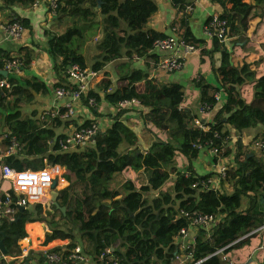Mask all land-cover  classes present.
I'll return each mask as SVG.
<instances>
[{"label":"trees","instance_id":"trees-1","mask_svg":"<svg viewBox=\"0 0 264 264\" xmlns=\"http://www.w3.org/2000/svg\"><path fill=\"white\" fill-rule=\"evenodd\" d=\"M2 1L4 6L29 7L46 0ZM171 1L179 13L172 21V31L184 42L200 47L205 40L194 35L190 25L192 14L188 12L194 4L187 0ZM212 1L223 8L222 16L228 19L227 36H236V43H244L250 28V15L253 9L264 7V0ZM46 3L48 5V1ZM158 10L155 0H60L55 18L61 21L64 16H69L73 24L63 34L47 32L46 51L58 76L53 87H71L68 82L71 64L88 67L81 50L90 42L95 43L97 51L90 67L95 73L102 71L108 62L123 56L131 61L134 54L151 57L161 63L159 56L152 52L154 42L171 35L148 27ZM18 17L26 28H30L26 18ZM89 29L95 30L86 33ZM213 43L212 50H202L211 56L221 51V64L214 71L220 85L226 89L227 98L214 121L206 123L208 130L195 123L196 113L181 107L185 94L183 84L168 81L152 84L146 91L139 92L137 84L148 80L150 72L131 68L125 61L117 66V71L119 80L126 84L111 88L110 73L106 71L108 77L101 80L103 94L90 86L88 96H82L81 100L86 109L96 115L99 114L97 107L103 101L117 108L112 124L105 130L101 129L88 143L72 151L61 150L58 138L63 134L57 135L54 127L61 124L62 117L49 115L41 121L42 114L37 111L24 113V107L32 103L36 94L47 95L50 92L46 82L35 76L11 78L12 91L0 98V147L7 148L15 138L21 150L0 158V188L11 190L10 183L1 176L4 165L18 170H37L61 164L67 170L70 183L59 190L57 200L50 208L42 204L29 205L18 212L14 221L2 223L0 229L6 232L4 242L8 257L22 254L20 241L29 236L26 225L40 221L46 227V245L57 239L67 241L53 248V251L62 253L65 260L74 248L83 244L84 254L93 261L100 253L114 248L116 255L126 264H167L177 250L182 252L175 239L182 228L189 226L190 220L185 213L199 212L222 213L224 219L211 237L204 228L198 229L194 244L185 249L193 254L194 262L206 258L200 264H225L222 255L212 254L226 247L224 254L237 262L249 263L257 245L254 241L263 231L258 229L264 226V159L248 151V145L242 142L241 136L246 129L264 124V73L257 74L246 63L234 64L235 52L221 48L226 43L219 42L217 38ZM1 53L11 57L4 50ZM21 59L26 68L31 65V57ZM248 80L252 81L254 90L251 102L237 89L245 86ZM194 82L199 89L200 104L207 101L215 106L214 92L219 89L208 84L202 76L195 77ZM9 97L11 99L5 103ZM90 97L95 98V104L90 103ZM127 99L140 101L141 104L134 108L137 107L141 116L143 131L135 130L123 119L131 108L119 104ZM95 122L88 119L78 127ZM226 125L240 136L233 148L227 145L230 131L223 132ZM143 132L153 138L146 149L141 143ZM216 132H220V136H215ZM211 139L213 145H206ZM201 145L205 150L212 146L218 148V153L212 154L218 165L220 159L233 156L231 161L236 165L232 166L231 162L226 177L222 179V182L229 181L231 191L194 187L197 182L214 176L213 172L199 174L193 165L202 150ZM183 157L187 159V165L181 164ZM128 169L136 171V179L122 178L123 181L117 183L116 175ZM139 173L145 176V181L139 180ZM172 178L173 190L163 191V186ZM78 185L81 186L80 193L75 190ZM152 191H159V195L151 200L147 195ZM62 207L66 208L65 212ZM75 227L80 235L75 233ZM32 256L39 264L46 262L43 252L32 250L26 259ZM261 262L264 264V257Z\"/></svg>","mask_w":264,"mask_h":264},{"label":"crops","instance_id":"crops-1","mask_svg":"<svg viewBox=\"0 0 264 264\" xmlns=\"http://www.w3.org/2000/svg\"><path fill=\"white\" fill-rule=\"evenodd\" d=\"M159 6L158 12L150 19L148 23V27L151 29H155L157 31L165 32L168 35L174 34V32L171 29V24L174 18L179 16V13L177 11V8H175L172 4L171 0H155ZM188 3H193L194 5L191 6V9H188V12L192 14L191 17V28L194 33V35L197 38L204 39L205 42L201 44L200 47H198V51H200V54L196 56V52L191 54L188 61H186L184 67L181 70H177L175 72H171L169 74H163L162 71H160V64L157 63V59L151 57H138L137 55L132 56V60L129 61V59L126 56H123L122 58L118 60H113L111 62H108L105 66V68L96 73L95 76H92L90 79V85L91 88L95 87V90L99 91L101 94H103V86L100 83L99 86H96V76L99 75L101 77V80L104 77H108L105 75V72L108 71L110 73L109 77L112 81V87L111 88H117L124 84H126L125 81L119 80V72L117 71V66L119 64H122L125 61L129 62V66L131 68H142L144 70H147L150 72V77L148 80L141 81L137 84V89L139 92L146 91L147 88H149L152 84H155L156 81L158 83H165L168 81H177L184 85L185 88V94H184V102L182 103L181 107L191 109L193 113H196L198 116L202 117V119L206 120L207 122L214 121L215 115L220 108V106L223 104V102L226 100V89L220 85L218 81V76L216 72L214 71V68L219 67L221 63V51L219 50L217 53H215L212 57L215 59L214 62H216L213 66L212 61L210 59L212 58L210 54L204 52L202 49H206L208 51L212 50L214 48L213 40L208 38L204 34L203 27L206 23V20L209 18V16L214 12H223V8L220 5H217L212 0H187ZM47 0L45 2H41L40 4L29 7H23L18 5H12V6H4V2L0 0V8H7L5 11L9 12L8 15H5L2 10L0 9V27L3 23L8 22L12 19L14 15L20 16L21 18H26L30 24V28H26V31L24 33V36L19 41H12L9 39H6L3 35V33L0 30V50L6 51L9 56L16 57V58H22V57H31L32 62L29 67H25L24 71L20 75H16L14 77L12 74H9L11 78H26V77H37L40 81L46 82L47 86L50 89V92L48 94H51V99L46 101L44 95H35L34 100L32 101V105L28 107L30 104H26L24 107V113L31 114L33 111H37L38 114H42L43 111L51 109V108H60L61 110H65V105L67 102L71 100V97H64V98H57L54 93L53 85L56 81H58V76L54 70L52 59L50 58L48 52L46 51L47 46V40L49 38V35L47 32H56L58 34L65 33L69 27L72 26V20L69 16H64L63 19L60 21L58 18H55V15H52L48 11V5ZM254 14L251 15L253 17V21H255L258 18H261L263 16L264 7H257L253 10ZM263 18V17H262ZM261 18V19H262ZM259 19V20H261ZM252 21V23H253ZM250 30V29H249ZM246 33L247 40L244 43H236V36L235 37H228L226 40V46H221V48H228L230 52L236 51V50H250V45H256L255 41L249 40L248 32ZM254 36V31L250 30L249 35ZM177 36V35H176ZM87 52V63L88 66L91 67L94 63V55H96V47L95 43H89L86 47ZM94 50V52H93ZM197 51V52H198ZM263 51L264 53V44L260 43L259 46V52ZM153 53L157 54L159 56L158 60L162 62L166 57L170 56L172 54L171 51H163L160 49L154 48L152 50ZM125 55V54H124ZM244 55L243 57H245ZM22 60V59H21ZM253 65H259L263 63V70L262 72H256L257 74L264 73V56L259 57L257 60H252ZM196 69L201 70V72L196 71ZM252 70V69H251ZM161 72V74L159 73ZM255 71V70H253ZM202 76L205 81L212 85L213 87H217L219 90H217L216 93H220V101L216 102V105L212 107V110L209 111L206 116L201 115L200 113V101H199V89H197L194 78ZM252 81L248 80L245 86L243 87H237L238 90H241L243 93V88H250L251 94L249 97H245L244 93L243 96L247 99L248 102H251L254 98V90L252 86ZM214 94V95H215ZM9 100L11 97L8 98ZM9 100H5V103H8ZM34 102V103H33ZM38 102V103H36ZM196 105V106H195ZM134 106L138 105H131L126 106L130 107L131 110L127 111L123 119L126 120L127 124L131 127H133L137 131H143V122L141 119V116L137 110V107L134 108ZM196 107V110L192 107ZM74 109L75 113L68 119L62 118L60 120L61 124L56 125V132L57 135L60 134H67L74 130L76 127L80 126L82 123H84L86 120L91 119L95 120L97 123H99L100 128L105 130L107 129L113 121V115L117 113V108L111 106L108 102L103 101L101 104L98 105L97 110L99 111V114L96 115L94 112H91L90 110L86 109V105L83 104V102H75L74 103ZM1 111V110H0ZM46 118H40L41 121L46 120ZM225 130H229V139L227 145L231 148L235 147V141L237 137H240L233 131L232 128H229L228 125L224 127L223 132ZM145 133V134H144ZM264 133V124H258L256 127L246 129L244 133L241 136L242 142L245 145H248L247 150L251 151L250 148L252 147V142L255 139H258L262 137ZM146 135L147 139H146ZM151 136L143 132L142 133V146L146 149L149 144L152 142ZM203 152V154H202ZM257 156H260L263 158V156L260 153H256ZM233 156H227L225 159L220 160H227V163L232 162V166L236 165L233 161H231ZM181 159V158H180ZM264 159V158H263ZM181 164L187 165V159L183 157V160H181ZM193 165L197 172L199 174H209L214 173V176L210 179L213 180L214 186L217 189L223 190L224 185H228L229 181L222 182L221 178L218 180V174H217V161L213 160V155L209 153V150L202 149L198 158L193 162ZM206 168V169H204ZM232 168V167H231ZM136 174V173H135ZM174 183V181H173ZM41 226V232L40 231ZM26 229L29 233V236L27 237L29 240H31V248H33L34 243L36 241H39V239L45 238V232L46 227L43 222L37 221L33 223H28L26 225ZM34 234V238L32 237V234ZM39 233V234H38ZM197 232L193 231L191 232L190 239L194 236V234ZM261 234L259 235V238H263ZM31 238V239H30ZM60 240V239H57ZM257 240V239H256ZM55 241V240H54ZM66 241V240H63ZM53 242V241H52ZM67 242V241H66ZM65 242V243H66ZM264 242V239H263ZM64 243V244H65ZM257 245L252 251L251 255L260 247L264 251V244L262 246H259L258 242L256 241ZM36 244V243H35ZM30 252V251H29ZM250 255V257H251ZM7 255L3 254L0 255V264H8V258H6ZM249 257V258H250ZM25 261L22 264H39L36 257L32 256L30 259H24ZM235 260V259H233ZM236 261V260H235ZM237 262V261H236ZM238 264H242V262H237ZM41 264H47L41 263Z\"/></svg>","mask_w":264,"mask_h":264},{"label":"built area","instance_id":"built-area-1","mask_svg":"<svg viewBox=\"0 0 264 264\" xmlns=\"http://www.w3.org/2000/svg\"><path fill=\"white\" fill-rule=\"evenodd\" d=\"M48 7L52 15L56 14V9L58 7L60 0H47ZM40 4L36 2L34 6ZM191 9V8H189ZM222 11L214 12L209 17V21L204 24L203 31L206 36L210 39L217 38L219 42H226L228 36V19L222 16ZM6 39L12 41H19L24 36L26 27L23 25L22 21L17 15H14L12 19L5 22L0 27ZM154 48L171 51L172 54L166 57L160 64V71L163 73H171L177 70H181L186 61H188L191 54L197 52L198 48L196 45L184 42L180 36L171 35L167 38L157 39L154 42ZM0 60L3 64L2 70L8 71V75L5 77L0 75V98L1 96H6L12 91L13 83L9 74L14 77L23 73L25 69V64L23 60L16 57H6L1 53L0 50ZM95 72L88 66L84 68L79 63H73L68 69V82L71 87L68 86H58L54 88V93L57 98L71 97V100L66 103L65 112H61L60 108L56 110H45L42 113V118H46L51 115L56 117L60 115L62 118H68L72 113H74V103L81 102L82 96H88L90 90V79L95 76ZM220 93L215 94L216 102L220 101ZM90 103L95 104L96 100L93 97L89 98ZM138 99L124 100L120 102L121 107L140 105ZM213 104L207 101L202 102L200 105V113L203 116L212 110ZM195 123L199 125L203 130H208L209 127L206 124L207 121L198 116L195 119ZM101 130L99 123H92L88 126L78 127L71 132L59 136L58 143L60 144L61 150L72 151L78 148L80 145L88 143L96 134ZM220 132H216L215 136H220ZM2 136L0 135V141ZM206 145H213V140H208ZM51 142V140H49ZM253 149H256L264 158V137L255 139L252 142ZM204 149L205 146H200ZM21 150L20 144L15 138L12 139V143L7 148L0 147V158L3 156H10L12 154L18 153ZM211 154L215 155L218 153V148L212 146L209 150ZM229 167L225 164H219L217 168L218 180L225 178ZM1 176L4 181L9 182L11 185V190L0 188V227L4 221H14L17 217L20 207H27L33 204H42L47 206L48 203L52 202L53 191L62 190L67 187L70 183L67 178V170L61 164H55L48 166L43 169H26L18 170L12 166L4 165L1 170ZM202 186L203 188H215L212 179L203 180L194 184V187ZM189 217L190 223L188 227H184L180 230L177 235L175 242L179 245V249L182 251L178 253L176 251L175 255L167 264H200L205 259L194 262L193 254L186 252L185 249L189 248L194 244L196 239V233L190 239L191 232L198 231L199 228H204L209 237L216 226L224 219V214H210V213H199L193 212L185 213ZM1 230V229H0ZM258 230H264V226ZM23 241H27V245L23 246ZM214 240L212 239L211 242ZM31 240L27 237L20 241L23 252L18 256H6L8 258V264H22L28 254L31 253ZM54 247L45 248L43 253L46 257L47 264H126L123 259L116 255L114 248H109L106 251L100 253L96 260H91V258L84 254L82 247L77 246L68 256V259H64V255L60 252L53 251ZM224 248H220L214 254L222 255V260L225 264H238L235 260L229 257V255L224 254ZM30 251V252H29ZM72 260V263L69 261ZM190 262V263H188Z\"/></svg>","mask_w":264,"mask_h":264},{"label":"rangeland","instance_id":"rangeland-1","mask_svg":"<svg viewBox=\"0 0 264 264\" xmlns=\"http://www.w3.org/2000/svg\"><path fill=\"white\" fill-rule=\"evenodd\" d=\"M1 10H2V12L5 14V15H8V13L9 12H6L5 10L7 9V8H0ZM254 10V9H253ZM264 13V12H263ZM252 14H254V12L252 11V13H251V15ZM251 15H250V30H252V31H254V36L255 37H253L251 34L249 35V32H250V30H249V32H248V37H249V40H252V41H255L256 42V45H250L249 47H250V50H236L235 51V53H234V55H233V58H232V61H233V63L235 64V63H237V62H240L241 64L242 63H246V64H248L249 65V67H250V69H252V70H255L256 72H262V70H263V63L262 64H259V65H253L252 64V60H257L260 56L261 57H263L264 56V53H263V51H261V52H259V46H260V43H263L264 44V14H263V18L261 19V18H258V19H256L255 21H253V17H251ZM259 19H261V20H259ZM252 21H253V23H252ZM95 29H89V30H87L86 31V33H92L93 31H94ZM91 43V42H90ZM89 43H87V45H88ZM198 51V50H197ZM93 52H94V50H93ZM81 53H83L85 56H87V52H86V48L84 47L82 50H81ZM215 53H217V52H214L213 54H212V56L215 54ZM198 54H200V51H198V52H196V56H198ZM244 55H246L245 57H243ZM211 56V55H210ZM211 56V57H212ZM214 57H212L211 59H210V61H212V64H213V66L215 67V63L216 62H214L215 61V59H213ZM221 58V57H220ZM221 64V63H220ZM196 71H197V73L198 72H201V70H199V69H196ZM159 73L161 74V72L159 71ZM175 73H177V72H175ZM171 74H173V73H171ZM162 75H164V73L162 74ZM96 78V81H95V84H96V86H99V84L101 83V77H99V75L98 76H96L95 77ZM156 84H158V81H156V83H155V85ZM91 86V85H90ZM94 89H95V87H94ZM243 93H244V95H245V97L247 96V97H249V95L252 93L251 92V90H250V88H243ZM44 97H45V100L46 101H48V100H50L51 99V94H47V95H44ZM7 100H9L8 98H7ZM6 102V101H5ZM34 103V102H33ZM36 103H38V102H36ZM32 105V103L30 104V105H28V107L29 106H31ZM196 106V105H195ZM192 107L193 109H194V111L196 110V107ZM145 134V133H144ZM0 135H1V133H0ZM147 136L148 135H146V139H147ZM122 147H123V145H121L120 146V150L122 149ZM250 150L252 151V152H254L255 154L257 153V150L256 149H253V147H251L250 148ZM209 153H210V155H211V152L209 151ZM202 154H203V152H202ZM257 155V154H256ZM223 159H225V158H223ZM222 163H225L227 166L230 164V162H228L227 163V160H220V164H222ZM217 168H218V166H217ZM230 168V167H229ZM204 169H206V168H204ZM135 172L136 171H134V170H132V169H128V170H126V171H124L123 173H119V174H117L116 175V177H117V183L118 182H122L123 181V179L122 178H126L127 180L128 179H132V180H135L136 179V177H137V174H135ZM140 174V176L138 177L139 178V180L140 181H142V180H144L145 181V176L143 175V174H141V173H139ZM125 180V179H124ZM173 181H174V178H172L171 179V181H168L164 186H163V188H162V190L163 191H172L173 190ZM116 183V184H117ZM115 184V186H119V185H116ZM224 188L223 189H225V190H227V191H231L232 190V186H231V184L230 183H228V185L226 186V185H224L223 186ZM76 193H80V190H81V186H76ZM58 193H59V191H57V190H54L53 191V196L56 198L57 196H58ZM159 195V191H152V192H150L147 196L149 197V199H153L154 197H157ZM246 202H247V200L245 199L244 200V203L246 204ZM244 204V205H245ZM221 214V213H220ZM74 231H75V233L77 234V235H80L79 234V232H78V229L75 227V229H74ZM41 232V226H40V231H39V233ZM38 233V234H39ZM32 234V237L34 238V234L33 233H31ZM261 235L263 236L264 235V230L262 231V233H261ZM31 239V238H30ZM263 239H264V237L261 239V238H258L256 241L258 242V244H259V246H262V244H264V242H263ZM256 241H254V242H256ZM45 242V238L44 239H39V241H36L35 243H34V246H33V248H35L34 250L36 251V252H39V253H41V252H44L43 250L45 249V248H48V247H56V246H59V245H62V244H64L66 241H63V240H55V241H53V242H50L49 244H45L44 243ZM23 243V246H25V245H27V241H23L22 242ZM31 244V243H30ZM256 244V243H255ZM21 245V244H20ZM80 246L81 245H83V244H79ZM22 247V246H21ZM32 250V249H31ZM261 254V255H260ZM263 257H264V251L259 247L252 255H251V257H250V259H249V263L248 264H261L262 262H261V260L263 259ZM235 258V257H234ZM247 262H242V264H246Z\"/></svg>","mask_w":264,"mask_h":264},{"label":"water","instance_id":"water-1","mask_svg":"<svg viewBox=\"0 0 264 264\" xmlns=\"http://www.w3.org/2000/svg\"><path fill=\"white\" fill-rule=\"evenodd\" d=\"M100 5H101V3L99 4V6ZM0 75H3V76L6 77L8 75V71L0 69ZM57 197L55 198L53 196L52 202H50V203L47 204V207L48 208H50L52 206V203L57 200ZM24 209H25V207H20V211H23ZM62 209L65 212L66 208L65 207H62ZM0 236H2V239H0V250L2 251L3 254L6 255L7 254V249H6L5 242H4V239L6 237V232L4 230H0Z\"/></svg>","mask_w":264,"mask_h":264}]
</instances>
